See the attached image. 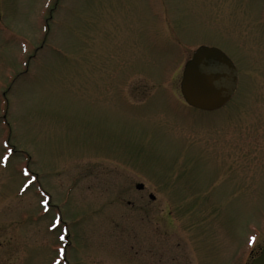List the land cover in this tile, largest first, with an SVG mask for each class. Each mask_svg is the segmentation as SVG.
I'll list each match as a JSON object with an SVG mask.
<instances>
[{
	"label": "rangeland",
	"instance_id": "374dc122",
	"mask_svg": "<svg viewBox=\"0 0 264 264\" xmlns=\"http://www.w3.org/2000/svg\"><path fill=\"white\" fill-rule=\"evenodd\" d=\"M200 46L239 72L216 112L180 92ZM263 244L264 0H0V264H251Z\"/></svg>",
	"mask_w": 264,
	"mask_h": 264
},
{
	"label": "water",
	"instance_id": "95a60500",
	"mask_svg": "<svg viewBox=\"0 0 264 264\" xmlns=\"http://www.w3.org/2000/svg\"><path fill=\"white\" fill-rule=\"evenodd\" d=\"M238 70L233 61L219 48L200 46L186 62L180 91L192 108L215 111L225 106L236 93ZM138 188H143L139 185ZM252 264H264V244Z\"/></svg>",
	"mask_w": 264,
	"mask_h": 264
},
{
	"label": "flooded vegetation",
	"instance_id": "af4514ba",
	"mask_svg": "<svg viewBox=\"0 0 264 264\" xmlns=\"http://www.w3.org/2000/svg\"><path fill=\"white\" fill-rule=\"evenodd\" d=\"M261 252V251H260ZM260 254V253H259Z\"/></svg>",
	"mask_w": 264,
	"mask_h": 264
}]
</instances>
